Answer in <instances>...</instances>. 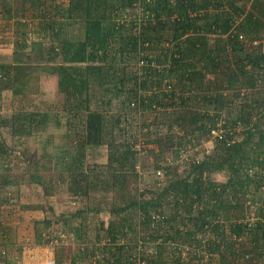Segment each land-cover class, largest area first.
Returning <instances> with one entry per match:
<instances>
[{
    "label": "trees",
    "instance_id": "1",
    "mask_svg": "<svg viewBox=\"0 0 264 264\" xmlns=\"http://www.w3.org/2000/svg\"><path fill=\"white\" fill-rule=\"evenodd\" d=\"M15 16L12 54L0 56V97L11 95L0 108V264H20L23 250L1 193L25 176L53 192L17 139L53 121L73 150L43 156L83 200L34 222L53 264H264V0H0V18ZM39 74L55 77L58 108L22 103ZM208 138L210 152L195 150ZM101 145L105 163L88 164ZM147 151L164 180L132 191Z\"/></svg>",
    "mask_w": 264,
    "mask_h": 264
},
{
    "label": "rangeland",
    "instance_id": "2",
    "mask_svg": "<svg viewBox=\"0 0 264 264\" xmlns=\"http://www.w3.org/2000/svg\"><path fill=\"white\" fill-rule=\"evenodd\" d=\"M12 1V0H10ZM67 0H65L66 3ZM18 17H12L8 20L0 18V56L10 57L12 54V40H13V26L15 25L14 19ZM34 20L32 17L27 16L25 18L26 27H32V22ZM39 78L37 82H33L31 91L28 94L26 100H23L22 103L27 104V102H35L41 101L42 104L47 105L50 104L51 107L58 108V106L62 102V97L56 93V85H55V77L49 75H41L39 74ZM11 100V95L6 92L5 95L0 97V108L4 112H9L8 102ZM57 113V115H55ZM50 118L60 117V112H51ZM63 118V117H62ZM61 117L60 119L63 120ZM66 131V127L64 124L58 126L55 122H51L48 127L37 133L36 136L32 137H20L18 138V142L22 143V147H28L30 149V153L35 155V158L39 160L38 166H41L40 169L44 173L45 179L53 180V183H47V185H51L53 187V192L50 195H46L43 193V188L36 183H32L29 181L27 176H25L21 183L14 184L13 186L8 187L6 191L1 193L8 194L11 197V204L9 207L13 208L12 219H14L15 225V233H16V241L17 244L20 245L22 250V256L20 264H41L45 263L50 259L53 253L51 252V248L48 246H36L33 244L34 241V222L39 219H43L44 217L50 218L51 216H57L60 214H64L67 212L74 211L77 207L80 206L83 200L78 199L72 196L68 189V183L59 182L57 183V179L60 177L61 171H65L62 163H56L55 160L57 158H52L51 160H47L46 156H43L44 152L47 153H56L57 155L61 154L60 149H56L59 147H63L66 150H73L72 147L67 149L69 146L67 142L61 138L62 135ZM2 135L5 137L8 143H12V139L6 134V129H2ZM202 144L196 146L195 150H201L210 152L213 148V141L211 138L208 140H202ZM56 147V148H55ZM150 147V146H149ZM17 151V150H15ZM147 156H141V163H144L145 166H139L138 171L140 173V177L136 181V183H131L132 191H134V186L144 187L153 183L154 178H159L161 182L164 180L163 172L159 175L154 174L152 171V163L153 156L147 151ZM191 153V152H190ZM106 147L101 145L97 147H91L86 151V162L90 165L93 163H97L98 165H102L106 161ZM64 155V153L62 154ZM61 155V156H62ZM60 156V158H61ZM13 163V162H12ZM14 174L19 178V170L21 169L19 165L16 163L14 165ZM66 174V171L63 173ZM225 174L223 173H214V177L216 180L223 179ZM98 195H104L106 199L110 198V192H97ZM81 200V201H80ZM23 204V206H21ZM32 205H40L43 208H33ZM53 212V213H52ZM101 218L108 219V215L106 212H102ZM114 219L115 217L112 216ZM59 220V224H60ZM53 227L56 226V222H54ZM41 226V225H39ZM92 230H90V233ZM61 238L64 239V235H61ZM55 242V241H54ZM65 253L69 251L73 252L75 250L74 243L70 244L68 241H65ZM63 249V248H62ZM50 256V257H49ZM68 260L64 263L67 264Z\"/></svg>",
    "mask_w": 264,
    "mask_h": 264
},
{
    "label": "built area",
    "instance_id": "3",
    "mask_svg": "<svg viewBox=\"0 0 264 264\" xmlns=\"http://www.w3.org/2000/svg\"><path fill=\"white\" fill-rule=\"evenodd\" d=\"M212 132L215 134L217 131L216 130H212ZM162 171H163L162 169L161 170H158L156 174L159 175ZM41 264H53V261L48 260L45 263H41Z\"/></svg>",
    "mask_w": 264,
    "mask_h": 264
},
{
    "label": "crops",
    "instance_id": "4",
    "mask_svg": "<svg viewBox=\"0 0 264 264\" xmlns=\"http://www.w3.org/2000/svg\"><path fill=\"white\" fill-rule=\"evenodd\" d=\"M35 263H36V262H35ZM35 263H34V264H35Z\"/></svg>",
    "mask_w": 264,
    "mask_h": 264
}]
</instances>
